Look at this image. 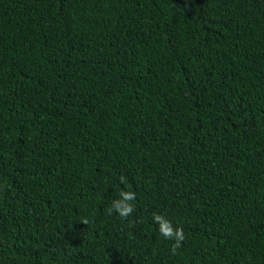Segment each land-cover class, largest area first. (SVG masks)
<instances>
[{
    "label": "trees",
    "instance_id": "16d2710c",
    "mask_svg": "<svg viewBox=\"0 0 264 264\" xmlns=\"http://www.w3.org/2000/svg\"><path fill=\"white\" fill-rule=\"evenodd\" d=\"M0 264H264V0H0Z\"/></svg>",
    "mask_w": 264,
    "mask_h": 264
},
{
    "label": "clouds",
    "instance_id": "9594fccd",
    "mask_svg": "<svg viewBox=\"0 0 264 264\" xmlns=\"http://www.w3.org/2000/svg\"><path fill=\"white\" fill-rule=\"evenodd\" d=\"M125 180V177H120L121 183H124ZM135 199V192L121 190L119 193V198L112 201L109 214L115 213L121 219L129 218L135 211V206L133 203ZM152 220L154 224L158 226L159 234L165 240L173 242L171 251L172 253H175L177 249L182 246V243L186 238L183 228L175 227L170 220L158 213L152 214ZM84 223L87 224V221H84Z\"/></svg>",
    "mask_w": 264,
    "mask_h": 264
}]
</instances>
